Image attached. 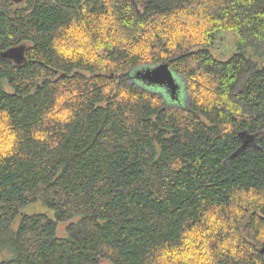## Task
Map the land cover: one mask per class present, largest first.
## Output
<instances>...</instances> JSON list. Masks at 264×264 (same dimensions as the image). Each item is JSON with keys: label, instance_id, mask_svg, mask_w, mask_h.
<instances>
[{"label": "trees", "instance_id": "1", "mask_svg": "<svg viewBox=\"0 0 264 264\" xmlns=\"http://www.w3.org/2000/svg\"><path fill=\"white\" fill-rule=\"evenodd\" d=\"M19 1L0 0V264H264V0ZM162 62L179 103L123 76ZM36 200L55 218L13 229Z\"/></svg>", "mask_w": 264, "mask_h": 264}, {"label": "water", "instance_id": "2", "mask_svg": "<svg viewBox=\"0 0 264 264\" xmlns=\"http://www.w3.org/2000/svg\"><path fill=\"white\" fill-rule=\"evenodd\" d=\"M1 56L20 62L23 59V48L16 47L9 49L2 52ZM123 76L132 79L136 84H140L146 88L162 91L170 99V103L168 104L180 102V96L184 88L168 63L162 62L155 65L138 66L124 73ZM239 136L242 143L237 152L255 142L253 134L242 131L239 133ZM260 251L264 254V247Z\"/></svg>", "mask_w": 264, "mask_h": 264}, {"label": "rangeland", "instance_id": "3", "mask_svg": "<svg viewBox=\"0 0 264 264\" xmlns=\"http://www.w3.org/2000/svg\"><path fill=\"white\" fill-rule=\"evenodd\" d=\"M23 1L20 0L19 2H15V5H22ZM236 41H237V34L235 31L220 29L214 33L213 39L211 41V44L208 46V49L210 50V52L213 54V56L216 59L225 60L237 52ZM244 55L247 57H250L252 59H257V57L253 54V51L251 48L244 51ZM126 80H128L129 82L135 83L130 78H126ZM137 85H140V84H137ZM183 96H184V94H183V90H182V93L180 96V101H181V99H183ZM185 100L186 99H184V103H185ZM166 102L170 103V99L168 97H166ZM34 213H42V214H45L51 218H55L54 217V210L52 208H50L49 206L44 204L42 201L36 200V201L29 203V204H27L21 208L20 214L15 218V220L12 223V228L16 229L18 221H19V217L21 214H34ZM69 222H70V220L57 222L56 234L59 237H63L66 235V227H67ZM8 256H9V253L7 250H5V249L0 250V261L5 259ZM100 264H109V263L106 260H103L100 262Z\"/></svg>", "mask_w": 264, "mask_h": 264}]
</instances>
